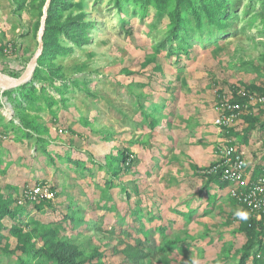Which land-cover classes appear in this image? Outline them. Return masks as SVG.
<instances>
[{
    "label": "rangeland",
    "instance_id": "rangeland-1",
    "mask_svg": "<svg viewBox=\"0 0 264 264\" xmlns=\"http://www.w3.org/2000/svg\"><path fill=\"white\" fill-rule=\"evenodd\" d=\"M46 3L0 0L1 73L26 70ZM45 26L37 99L0 89V264H240L241 206L202 172L224 141L264 164V102L213 122L223 94L264 96V0H51Z\"/></svg>",
    "mask_w": 264,
    "mask_h": 264
},
{
    "label": "built area",
    "instance_id": "built-area-1",
    "mask_svg": "<svg viewBox=\"0 0 264 264\" xmlns=\"http://www.w3.org/2000/svg\"><path fill=\"white\" fill-rule=\"evenodd\" d=\"M242 99V100H241ZM264 102V96H256L244 88H237L230 95L223 94L215 104L216 117L214 124L222 128H230L239 120L241 112L248 103ZM216 163L205 173L219 172L221 180L227 183L231 198L241 206L240 212L247 209L257 220L264 216V170L255 174L250 168L241 147L232 141H224L216 147ZM56 191L47 183H38L27 192V199H51ZM236 218L239 222L243 221Z\"/></svg>",
    "mask_w": 264,
    "mask_h": 264
},
{
    "label": "trees",
    "instance_id": "trees-1",
    "mask_svg": "<svg viewBox=\"0 0 264 264\" xmlns=\"http://www.w3.org/2000/svg\"><path fill=\"white\" fill-rule=\"evenodd\" d=\"M210 1V0H209ZM213 13V12H212ZM216 16V13H214ZM178 15V14H177ZM215 17L212 18V22H215ZM180 19V17L176 18V21H178ZM45 37V34H44ZM37 69L35 71V74L33 76V78L15 88L19 89L20 92H24L25 93V100L29 101V100H36L37 97L34 96L31 92H28L31 88L35 87L34 83L36 82L37 75H36ZM237 89V88H236ZM14 89H7L4 90L3 93L6 94L9 98L12 99L14 105H18V102L16 99H14L12 97V93H13ZM242 100V99H241ZM28 137H31V135L28 133L26 134ZM216 162L212 163L209 167H207L206 169H210L211 166H213ZM250 166V165H249ZM251 168V167H250ZM205 169V170H206ZM255 172V170H254ZM203 175L206 176L207 179H209V181H215L221 184V186L223 187H227V183L223 182L221 180L220 177V173L219 172H209V173H204L202 172ZM257 174V173H255ZM47 200V199H46ZM244 212H247V209L244 208L243 209ZM242 223H244L245 228H246V232H247V236H248V240L250 241L248 243V245L246 246L247 251L244 255V257H242V259L240 260V264H247V262L249 261V259L252 257L251 253L249 252V250H253L254 247H256V245H260L261 239H259L260 237L264 236V216L262 217L261 220H257L252 216H248V218L246 220L241 221ZM44 251L46 256H49L55 260H57L58 264H83L82 261H76L75 259H73L71 256L67 257V255L61 256L58 255L55 252L49 251V250H42V252ZM256 252L255 251V256L252 257V264H259V260L258 259L261 255H259L258 257L256 256Z\"/></svg>",
    "mask_w": 264,
    "mask_h": 264
},
{
    "label": "water",
    "instance_id": "water-1",
    "mask_svg": "<svg viewBox=\"0 0 264 264\" xmlns=\"http://www.w3.org/2000/svg\"><path fill=\"white\" fill-rule=\"evenodd\" d=\"M51 0H47V3L45 5V11H44V16L42 19V25L39 31V48L37 50V52L35 53V55L31 58L30 62L28 63V66L26 68V70L24 71V73L18 77V78H14L12 80H5L3 78H0V89L1 90H7V89H11V88H15L27 81H29L32 77V74L37 66L38 63V59L41 56L42 52H43V48H44V34H45V30H46V26H45V22H46V16H47V9L49 6Z\"/></svg>",
    "mask_w": 264,
    "mask_h": 264
},
{
    "label": "clouds",
    "instance_id": "clouds-1",
    "mask_svg": "<svg viewBox=\"0 0 264 264\" xmlns=\"http://www.w3.org/2000/svg\"><path fill=\"white\" fill-rule=\"evenodd\" d=\"M235 215L241 220H246L248 218L247 213L245 212L238 211Z\"/></svg>",
    "mask_w": 264,
    "mask_h": 264
},
{
    "label": "bare ground",
    "instance_id": "bare-ground-1",
    "mask_svg": "<svg viewBox=\"0 0 264 264\" xmlns=\"http://www.w3.org/2000/svg\"><path fill=\"white\" fill-rule=\"evenodd\" d=\"M0 78H3V79H5V80H12V79H13V78H11V77H9V76H7V75L1 73V72H0Z\"/></svg>",
    "mask_w": 264,
    "mask_h": 264
},
{
    "label": "crops",
    "instance_id": "crops-1",
    "mask_svg": "<svg viewBox=\"0 0 264 264\" xmlns=\"http://www.w3.org/2000/svg\"><path fill=\"white\" fill-rule=\"evenodd\" d=\"M260 167H264V164L260 165ZM260 167H258V169H256L257 171L255 170V173H259V172L263 171V170H260Z\"/></svg>",
    "mask_w": 264,
    "mask_h": 264
}]
</instances>
